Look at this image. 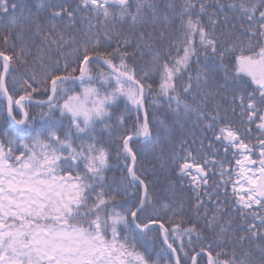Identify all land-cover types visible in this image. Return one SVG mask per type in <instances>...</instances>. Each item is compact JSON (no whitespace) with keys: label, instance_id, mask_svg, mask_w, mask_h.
<instances>
[{"label":"snow or ice","instance_id":"obj_1","mask_svg":"<svg viewBox=\"0 0 264 264\" xmlns=\"http://www.w3.org/2000/svg\"><path fill=\"white\" fill-rule=\"evenodd\" d=\"M32 7L46 13L43 21ZM164 7L160 16L156 0H80L74 8L66 0L39 5L0 0V17L7 18L0 32V100L6 101L0 105V264H200L201 256L206 264H264V246L255 245L259 257L253 248H243L246 242L264 241V0L227 4L247 23L250 38H236L219 52L221 60L233 58L232 76L226 70L224 82L207 92L200 84L206 85L209 76L199 70L197 91L191 74L183 85L177 81L193 58L198 62L200 49L205 55L217 53L218 38L201 20L212 5L183 0L178 13L174 2ZM88 10L96 23L72 35L53 23L65 17L74 21L77 13ZM169 11L179 16V37L168 52L154 51L138 70L128 61L138 53L143 57L141 49L149 47L146 34L138 35L129 52L133 37L116 23L135 27L151 17L168 24ZM215 15L208 21L213 30ZM26 27L42 39L32 61L25 58L23 45L12 52L11 30H18L16 39H22ZM157 76L153 89L149 81ZM178 88L191 95L195 108ZM229 91L230 110L240 127L219 103L211 112L203 110L210 98ZM153 92L167 98L174 114L195 113L205 121L204 129L213 132L210 155L197 161L189 151L177 164L178 175L189 178L195 194L188 209L178 202L175 185L161 199L156 182L136 167L135 142L154 136L145 103ZM213 141L220 144L224 159L216 158L220 149ZM121 158L123 165L110 163ZM114 167L120 175L108 176ZM217 174L219 181L209 184ZM229 185L242 220L235 229L231 220H224L226 201L220 199L228 195ZM230 230L243 234L233 236ZM206 232L214 239L208 241Z\"/></svg>","mask_w":264,"mask_h":264},{"label":"trees","instance_id":"obj_2","mask_svg":"<svg viewBox=\"0 0 264 264\" xmlns=\"http://www.w3.org/2000/svg\"><path fill=\"white\" fill-rule=\"evenodd\" d=\"M12 2H16V0H12ZM43 2H45V0H29L30 5H39ZM57 2H60V0H57ZM79 2L80 0H66V3L68 5H71L72 8L76 7ZM156 2L160 8V12L158 13V15L163 16L167 11L164 7L165 4L174 2L176 13H178L183 0H156ZM231 2L232 0H218V2L217 0H208V3L211 4L212 7H209L207 9L208 15L202 16L201 20L204 26L207 27L209 31H214V34L218 38L217 53L216 55H212L209 50V54L205 55L204 50L200 49L198 62H196V58H193L194 62L191 63L188 70L177 81L179 85H183L184 83H186L188 75L191 74L194 84L193 90L197 91V89L195 88V77L198 70L201 74L207 73L209 76V80L206 85L203 82H201L200 84V88L205 92L214 89L217 84H222L224 82L223 78L226 74V70L228 77L231 78L233 58L231 56H228L225 59L221 60L219 52L224 50L225 48H228L236 38H240L245 41L250 38L246 34V29L248 27L247 23L240 17L239 12L231 10L227 7V4ZM219 4H224L225 8L220 9ZM110 10L112 12L118 11L116 7H112ZM32 11L36 13V8L32 7ZM18 12L19 10H17V14ZM213 12H215L216 15L213 16L212 19L218 20V23L215 26L214 30L212 25H210L208 22L209 15H211V13ZM36 14L41 17L42 21L43 17L46 15V13L44 12ZM168 15L171 21L168 24H164L160 20H156L155 22H153V19L151 17H148L145 23L137 24L135 27H132L130 22H125L123 24L119 22L116 23L115 26L117 29H121L126 33H129L133 37V47L128 49L129 52L134 50L138 35L140 33L146 34L144 43L149 45V47L141 49V51L144 52L143 57H140L138 53L136 58L130 59L128 61L130 65L137 67V69L139 70L141 68H144L146 63L151 60L154 51L159 50L162 53L168 52L169 45L173 40L179 37L181 32L179 27L180 20L178 14L174 15L169 11ZM85 17L88 18L86 19ZM96 21L97 18L94 16L92 11L88 10L87 12L81 11L77 13L74 21H69L65 17L64 19L53 21V23L57 24L58 28L60 30H63L66 36H68L86 29L89 22L96 23ZM242 24L243 27H241ZM6 25L7 18L0 17V32H4ZM11 31L13 32L11 38L12 42L16 44V48L13 49L12 52H19L21 46L23 45L25 47V58L29 61L34 60L38 55L37 49L43 46L42 39L37 37L34 34V31L28 27L24 29V35L22 39H16L18 30L13 29ZM161 32L164 33L163 37L160 36ZM147 34H151V36L149 37ZM195 39L197 47L199 48V38L196 37ZM251 39H253L254 41L256 38L252 37ZM225 40H227V43L224 42ZM0 47H4L2 42H0ZM12 52H10L9 54H12ZM172 52L174 54L175 50L173 49ZM98 68L99 66H96L93 70L95 71ZM149 83H153V89H155L159 83V77L157 76L154 81L150 80ZM178 92L180 97L186 100L194 108L197 106L196 103L192 100L191 95H185V93H183V91L179 88ZM231 99V91L217 94L214 100L210 98L211 103L207 105L203 110L206 112H211L213 105L219 103L224 108H229V119H235V126L240 127L239 119L237 117H234L230 110ZM145 103L150 112V119L153 120L154 136L150 141L138 140L135 142L134 148L138 153L136 167L140 170V172H144L146 174V178L149 181L156 182L154 187L161 199L165 198V193L168 190L169 185H175V195L177 198H179L178 202L179 200H182L185 208L188 209L191 207V204L194 203L195 194L193 192L192 186L190 185L189 178L181 177L178 175L177 164L184 162L183 157H185L189 151L191 152L192 156L196 157L197 161H199L203 156L210 155L211 153L207 145L209 143V140L213 137V132L210 130L206 131L204 129L203 125L205 121L198 120L195 113L187 115L184 114L183 111H181V114L179 116L174 114L169 109V102L167 98L157 96L155 92L147 97ZM0 105H6V101L0 100ZM175 107V103L172 102L171 108L174 109ZM33 110L38 111V109L35 108H33ZM239 111L240 109L237 107V114L239 113ZM256 134L257 133L253 131V137ZM213 143L215 144V147L217 149H220V155H218L216 158L218 160L224 159V153L221 149L220 144L216 143L215 141H213ZM113 156H115L114 151ZM227 158L232 159L231 153L228 154ZM189 162L191 163L193 161ZM110 163L114 166L118 163L120 165H123L124 161L123 158H121L119 162L116 159H112ZM114 174L120 175V172L115 167L112 171H109L107 173L108 176H112ZM192 174L195 175V172L193 171ZM233 178L235 179V176ZM214 180L217 182L219 181L218 174L215 177L209 178V184H213ZM211 190V188L208 189V191ZM129 191H132V189H129ZM213 199L215 200L216 198L213 197ZM220 199L222 201H226L225 207L227 208V211L224 213V220H231L232 229H235L242 223V220L240 218L238 206L233 202L234 197L232 196L231 185H229L228 187V195H221ZM206 207L212 209L213 205L207 204ZM200 211L203 212L204 209H201ZM209 214L211 215V212ZM200 223L203 224L204 221H201ZM230 234L233 236H239L243 234V231L241 230L240 232H235L230 230ZM205 235L207 236L208 241L214 239V235L212 232H206ZM256 244L264 246V241H249L243 245V248L245 250L253 248L254 255L256 257H259V250L255 249ZM237 249L239 250V246H237ZM213 250L219 251V248L214 245ZM228 250L231 251V248H229ZM199 260L200 264H206V256H201Z\"/></svg>","mask_w":264,"mask_h":264}]
</instances>
